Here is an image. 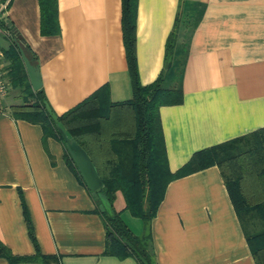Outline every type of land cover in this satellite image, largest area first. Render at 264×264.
I'll return each mask as SVG.
<instances>
[{
	"label": "crops",
	"instance_id": "crops-1",
	"mask_svg": "<svg viewBox=\"0 0 264 264\" xmlns=\"http://www.w3.org/2000/svg\"><path fill=\"white\" fill-rule=\"evenodd\" d=\"M4 3L1 19L37 65L43 97L55 115L102 86L114 103L131 99L121 0H56L57 35L41 34L39 0H0V7ZM178 6L179 0H137L135 28L138 76L145 86L162 69L165 42L181 11L183 102L159 109L171 173L200 150L264 128V0H185ZM9 43L0 34L2 51ZM1 66L10 87L0 99V244L11 258L31 260L0 257V264H43L41 256L51 257L49 264H137L102 254L106 227L96 199L69 168L62 143L45 137L41 126L11 117L10 108L23 95L10 83L5 58ZM117 195L116 212L124 208ZM232 208L217 167L171 181L150 224L156 264H255ZM126 215L122 211L121 219L142 236V221L131 229Z\"/></svg>",
	"mask_w": 264,
	"mask_h": 264
},
{
	"label": "trees",
	"instance_id": "trees-1",
	"mask_svg": "<svg viewBox=\"0 0 264 264\" xmlns=\"http://www.w3.org/2000/svg\"><path fill=\"white\" fill-rule=\"evenodd\" d=\"M185 0H179V7ZM41 34H59L56 0H39ZM137 0H121V31L132 97L112 102L107 86H102L81 103L62 115H55L47 105L42 89L33 91L27 80L18 47L20 38L1 19L0 28L10 39L3 51L9 62L8 77L13 87L23 95L20 105L10 108L16 120L41 126L45 137L57 139L64 146L65 160L76 177L82 181L69 156L59 128L75 140L90 157L102 181L97 195L106 207L96 212L106 227L104 255L119 259L130 257L137 264H156L151 247L150 224L156 215L167 184L183 176L209 167H217L238 218L247 248L255 264H264V128L244 137L200 150L188 163L171 173L168 169L159 109L180 105L183 92L180 86L186 57L185 44L179 41L181 11L177 12L165 42L163 66L157 78L141 85L138 76L136 45ZM25 49H28L27 47ZM120 193L123 212L142 221L144 234L136 236L116 212L113 203ZM24 218L28 235L38 253V245L27 211ZM146 232V233H145ZM0 257L10 262L30 261L31 258H11L0 244ZM49 264V256L39 257Z\"/></svg>",
	"mask_w": 264,
	"mask_h": 264
},
{
	"label": "water",
	"instance_id": "water-1",
	"mask_svg": "<svg viewBox=\"0 0 264 264\" xmlns=\"http://www.w3.org/2000/svg\"><path fill=\"white\" fill-rule=\"evenodd\" d=\"M16 45L27 73L30 86L33 91H37L42 85L38 67L34 64L33 59L27 56L23 48L20 47L19 44ZM58 130L63 138L66 150L86 186L85 188H87L91 193V196L97 200L99 197L97 195V191L102 188V181L100 180L90 157L75 140L68 138V136H66V134L60 128ZM99 204L100 208L102 209L104 207L102 202L100 201Z\"/></svg>",
	"mask_w": 264,
	"mask_h": 264
},
{
	"label": "built area",
	"instance_id": "built-area-1",
	"mask_svg": "<svg viewBox=\"0 0 264 264\" xmlns=\"http://www.w3.org/2000/svg\"><path fill=\"white\" fill-rule=\"evenodd\" d=\"M6 6H7L6 3L2 4V6L0 7V11L5 10ZM0 34H3L1 28H0ZM2 58H4V54L3 51L0 49V99L7 95L10 87L9 82L5 79L4 73L2 72V66H1Z\"/></svg>",
	"mask_w": 264,
	"mask_h": 264
},
{
	"label": "rangeland",
	"instance_id": "rangeland-1",
	"mask_svg": "<svg viewBox=\"0 0 264 264\" xmlns=\"http://www.w3.org/2000/svg\"><path fill=\"white\" fill-rule=\"evenodd\" d=\"M118 196V198H119V200H120V202H121V200H122V197H121V195L120 194H118L117 195ZM100 197V200L99 201H101L102 202V204H103V206L104 207H106V203H105V201H103L104 199H103V197H101V196H99ZM129 215H126L125 217H124V219L126 220V218H128V221H130V227H131V229H134V230H136L137 228H138V226L139 225H141V223H140V221H138V219H136V218H131V216H129ZM130 218V219H129ZM146 233V232H145Z\"/></svg>",
	"mask_w": 264,
	"mask_h": 264
}]
</instances>
